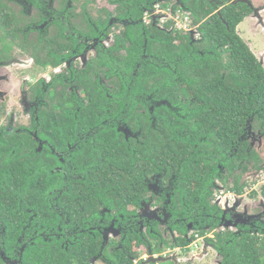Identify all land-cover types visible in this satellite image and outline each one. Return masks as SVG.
I'll return each instance as SVG.
<instances>
[{
	"label": "trees",
	"instance_id": "16d2710c",
	"mask_svg": "<svg viewBox=\"0 0 264 264\" xmlns=\"http://www.w3.org/2000/svg\"><path fill=\"white\" fill-rule=\"evenodd\" d=\"M171 1L174 2L172 7L175 12L179 7L190 10L196 16L191 14L194 21H201L199 31L203 40L195 43L192 38L183 37L176 30L169 32L153 25L143 28L141 23L137 24L139 33L134 39V49L140 57L137 59L138 75H131L136 59L134 52V59L128 60L129 66L124 68L126 77L122 80L123 87L127 86V83L129 86H137L135 93L129 94L126 99H119V92H124L125 88L117 86V89L114 88L110 92L111 98L115 97L108 109L105 108V115L113 123V127L101 130L100 134L105 142H112V145L105 144L109 147L108 156H113L112 162L117 164L112 167L111 174L105 171L98 173L97 169H93L90 174H70L71 183L77 187H72L71 184L68 189V180L64 179L61 185L58 183L61 178L48 176L50 165L45 167L42 164L43 169L38 171L39 174L29 180L28 176H25L28 160L24 158L20 164L16 162L17 159L14 160L15 150L22 153L28 151L25 148L18 150V143L14 137H10L6 147L8 156L13 154V157L8 158L6 166L8 169L15 168L16 174L10 182L12 195H5L0 204L3 208L8 206L5 215L16 210L28 218V210L36 209L40 218H43V224L55 217L68 220L69 223L65 224L70 227L80 225L83 229H90V226H102L103 222L117 218L118 224L126 226L127 219L132 226L137 222V211L131 208L140 207L139 200L148 193L147 175L151 177L164 174L162 180L174 193L172 202L179 208L176 212L170 209L174 218L178 217L179 211L182 210L175 200H187L183 214L187 218L185 223L174 221V218L167 216L165 219H169L170 228L174 232L165 235L163 228L158 229V226H155L156 233L149 234L148 231L147 236L140 231L126 229L118 248L112 246V250L108 249L117 243L116 239L105 244L106 248L102 251L106 260H103V263L143 262L141 252H129L130 246L140 247L151 255L161 254L166 248L188 251L196 239V234H199L222 256L221 264H264V221L255 220L254 226L248 224L246 232L241 234L228 229L215 232L213 237L209 236L217 227L223 213L213 194L216 184L234 194L242 195L246 192L251 199L260 197L261 206L264 203V183L257 189L258 180L252 179L250 175L259 170L258 165L262 163L260 151L253 146L251 133L259 132L264 137V66L236 31L244 19L247 7L244 5L242 9L241 6L229 4L221 13H216L213 0H133L138 8L149 7L154 3L168 7ZM18 5L11 0H0V28L6 31L7 35L9 30L15 29L23 22V11ZM119 11L120 9L117 10ZM86 21L85 25L90 29L87 32L88 37L99 39L101 34L95 25L100 27V22L105 23L107 18L92 13ZM12 33L16 41L18 38L17 42L21 47L28 52L33 49L31 54L37 61L47 63L42 36L30 37L27 34L31 39L28 40L27 37H18V31ZM9 45L11 47V44ZM101 49L100 45V56L109 64L107 57L109 58L111 53ZM144 54L147 57H143ZM149 55L153 57L147 60ZM93 64L100 67L97 63ZM97 71H101V67L89 76L80 75L86 80H77L75 77L81 85L80 90H85L87 97L91 99L90 106L104 102L95 91L99 89L96 85ZM145 89V96L136 101L133 94L143 95L141 92ZM109 98L107 95L106 103ZM146 104H151L152 107L149 108ZM60 107V124H73L76 128L79 122L76 119L78 114L68 113L64 108V99ZM85 109L80 111V117ZM119 123L141 132L142 142L138 143L137 147L144 155L139 156L136 170L133 168L134 158L129 157L132 154L130 142L126 139L125 132L117 130ZM245 128L246 139H242ZM148 164L153 168L154 174L144 170ZM102 168L109 171L108 166ZM223 169L227 170L228 175ZM245 173L246 181L242 177ZM93 186L95 188H92ZM155 198L159 200L154 206H160L164 197L156 195ZM194 205H198L199 210L196 212H192ZM104 207L114 211V215L101 213ZM249 209L251 214H254L252 210L255 212L260 207ZM191 223L195 229L187 237ZM56 230L60 231L59 228ZM96 231L94 234L88 231L75 235L74 252L68 258L78 260L79 264H92L91 260L99 254L102 244L101 235ZM28 238L29 234L26 241ZM48 246L49 244L46 245ZM56 246L59 248V244ZM44 247L45 242L39 239L35 245L27 248L25 253L29 257L33 256L34 261L36 260L34 264H47L46 260L50 259H46V253L41 254L38 251ZM65 251L61 250L62 253ZM68 258L60 254L57 260L50 261L55 264H67Z\"/></svg>",
	"mask_w": 264,
	"mask_h": 264
},
{
	"label": "flooded vegetation",
	"instance_id": "af4514ba",
	"mask_svg": "<svg viewBox=\"0 0 264 264\" xmlns=\"http://www.w3.org/2000/svg\"><path fill=\"white\" fill-rule=\"evenodd\" d=\"M14 2L18 3L19 8L23 11L20 10L24 15L22 17L23 22L15 29L9 30L8 35L6 31L4 32L0 28V200L5 195H12L10 182L13 181L16 174L15 168L8 169L6 166L9 161L8 158L13 157V154L8 156L6 147L10 137H14L13 139L18 143V150L25 148L28 151L22 153L15 150L14 160L17 159L18 164L24 158L28 160L25 176H28L29 180L34 178L35 174H39L38 171L43 169L42 164L45 167L50 165L48 176L56 179L61 178V181L57 180L61 185L64 179L68 180L69 183L66 185L68 189V186L72 184L70 174H90L93 169H97L98 173L105 171L111 174L112 167L117 166V164L114 165L112 162L114 160L113 156V158L108 156L109 147L105 144L112 145V142L108 140L105 142L100 134H102L101 130L108 129L110 126L113 127V123L105 115V108L108 109L115 97L111 98L110 92L114 88L117 89V86L123 87L122 80L126 77L124 68L129 66L128 60L134 59L132 57L134 52L136 59H134L135 65L131 69V75H138L139 63L137 59L140 57L138 51L134 49L136 46L134 39L139 33L137 24L141 23L143 28L153 25L160 30L169 32L176 30L183 37L189 36L192 38V42L195 43H200L203 40L199 31L201 21L195 22L191 16L193 12L190 10L179 7L175 12V8L172 7L174 6L173 1L170 2L168 7L161 6V3H154L149 7L142 6L140 8L133 0H15ZM213 4L216 13H221L229 4L241 6L242 9H244V5L247 7L246 13L244 12V19L238 25L236 31L241 36L242 41L255 54L253 48L259 40L260 30L261 34H264V19H261L259 25H255L257 18H264L260 14L255 0H213ZM119 9L120 11L117 12ZM140 12H142L141 15ZM92 13L107 18L105 23L100 22V27L95 25L96 30L101 34L99 39H91L87 34L90 29L88 25H85L86 18L91 16ZM184 15L187 17L183 20ZM198 19L201 20V18ZM252 19H254V22L248 23L247 26L248 31L253 33L251 37L253 42L250 41L251 43H249L241 35L240 25L244 21ZM179 20H183L181 26H179ZM256 28H259V30ZM255 30L256 35L254 34ZM13 31H18V37H27L28 40H31L29 36H42L45 41L47 63L43 64L37 61L31 54L33 49L28 52L21 47L17 42L18 38L16 41V38L13 37ZM24 42L26 43L27 40L25 39ZM9 44H11V47ZM100 45L101 50H108L111 53L110 57H107L109 64L100 56ZM39 47L43 48L41 45ZM255 55L257 56V54ZM143 57H147V55L144 54ZM152 57L149 55L147 60ZM27 60L32 61L35 71L37 70L40 75L35 76V73H24L16 83L10 75V70L7 69ZM93 63H97L101 67V71H97L95 74L98 77L96 85L99 87L95 91L99 93V98H102L104 102L100 101V103L90 106L91 99L87 97L85 90H80L81 85L75 80V77H77V80L80 78L86 80L85 77L80 75L87 74L89 76L90 73H95L96 69L100 68ZM136 87L129 86L127 83V86L123 87L125 88L124 92H119L120 95L117 94L119 99L128 98L129 94L135 93ZM23 88H26V94H23ZM146 93L145 89L141 92L143 95H133L135 100L138 101ZM107 95L110 97L108 103L105 101ZM63 99L64 108L68 110V113L78 114L76 119L79 122L76 128L73 124H70V126L60 124L58 115L62 111L60 103ZM146 105L149 108L152 107L151 104ZM83 108L86 109L80 117V111ZM117 130L125 132V137L130 142L132 154L129 157L134 158L133 168L136 170L139 165V156L144 155L139 152L137 147V144L142 142L141 132L123 126L121 123L118 124ZM242 139H246V128ZM117 150L119 149L117 148ZM152 155L149 156L152 157ZM119 156L122 157L120 152ZM103 166H108L109 171L102 168ZM258 166L259 170L257 171L264 170V164L260 163ZM144 170L154 174L150 165H146ZM223 172L228 175L227 170L223 169ZM163 176L164 174L152 175L151 177L147 175L148 193L139 200L140 207L131 208L137 211V217L135 215L137 222L132 226H130V221H127V219L125 221L127 222L126 226H122L118 224L117 218H113L110 222H103L102 226H90V230L89 228L83 229L80 225L70 227L66 225L69 223L68 220L56 219L55 217L46 220L44 225L41 223L43 218H40L41 216L37 214L36 209L30 208L28 210V218L25 214V216L20 215V212L16 210H12L5 215L4 212L8 206L3 208L0 204V264H34L36 260L34 261L33 256H27L25 250L35 245L39 239L45 242V247L38 250L39 253H46V259L57 260L60 254L68 258L74 252L76 242L73 239L75 235H81L88 231L94 234L97 230L101 235L102 244L99 254L92 258L91 263L98 264L100 261L106 260L102 251L106 248L105 244H109L111 240L116 239L117 243L111 245L108 249L112 250V246L118 248L126 229L140 231L147 236L148 231H150L149 234L156 233L155 226H158V229L164 228L166 233H173L174 230L170 228L169 219L165 218L167 216L168 218H174L173 212H176L179 208L173 204L174 193L170 191L169 185L164 183ZM242 177L246 181V173ZM72 187L77 186L72 184ZM92 188H95V186ZM218 191L221 193L231 192L220 184H216L213 187V194L216 196ZM231 193L237 201L234 200L235 203L228 205L226 210L216 201L217 204L221 205L223 213L217 227L210 232L213 233V236L222 225L241 234L246 232L248 224L253 227L255 220L264 221V211L261 207L262 210L258 209L253 212L254 214H251L250 209H246V196L248 197L246 192L242 195ZM156 195L164 197V199L161 198V205L157 207L154 206V203L159 200L155 198ZM176 202L182 210L179 211L178 217L174 218V221L185 223L187 218L183 214L185 213L187 200L185 198L176 199ZM192 207L194 208L192 212H196L198 205ZM170 209L174 211L172 212ZM105 212L114 215V211L106 207L103 208L101 213L104 214ZM31 213L32 215H30ZM101 218L100 220H102ZM195 222L197 223V221ZM192 224H190L189 233L186 234L187 237L195 229ZM56 228H59L60 231L57 232ZM109 232L113 233V236L109 235L107 237V234H110ZM28 234L29 238L26 241ZM197 237L205 238L199 236V234H196ZM47 244H49L48 247H46ZM57 244H59L61 250H66L65 253L59 250ZM51 249L52 251H50ZM176 250L182 251L180 248ZM50 260H46L48 261L47 264H55ZM66 261L67 264L73 263V261L79 264L78 260H72V258H68ZM36 264L41 263L37 262Z\"/></svg>",
	"mask_w": 264,
	"mask_h": 264
},
{
	"label": "rangeland",
	"instance_id": "374dc122",
	"mask_svg": "<svg viewBox=\"0 0 264 264\" xmlns=\"http://www.w3.org/2000/svg\"><path fill=\"white\" fill-rule=\"evenodd\" d=\"M11 1L14 2L15 0H11ZM255 3L257 4V7L259 9L260 14H262L264 17V0H255ZM260 6H262V7H260ZM185 17H187V16L184 15L183 20L185 19ZM261 19L263 20L264 18H262V17L260 19L257 18L255 20V25H259ZM180 20H179V23H180L179 26H181L182 21H183V20L182 21H180ZM252 22H254V19H252L250 21L247 20L246 22L244 21L240 25V33L249 43L253 42V41H251V37L253 36V33L248 31L247 26H248V23H252ZM256 29L259 30V28H256ZM259 33H260V34H258L259 40L256 42L253 49H254L255 54H257V56L261 60L262 66H264V34H261V30ZM254 34L256 35V30L254 31ZM7 70H10L9 71L11 73L10 75L16 83L19 81V78L24 73H27V74H29V73L34 74L35 73L36 74L35 76L40 75L37 70L35 71V66L32 63V61H29V60L21 61L19 64H15L11 67H8ZM3 76H5V75H3ZM23 94H26V88L25 89L23 88ZM251 137L253 139V144H254V145L253 144L252 145L257 147V149L261 153L262 161H263L262 165H263L264 164V139H263L264 137H262V134L259 132L257 134L251 133ZM250 175H251L252 179L256 178V180H258L259 186H257L256 188L259 189V187L264 183V170L252 172V173H250ZM216 200L222 205V208L225 210L228 208V205H233L235 203V201H237V200H235V197L231 192L221 193L220 191L216 192ZM245 205H246V209L259 206L264 211V203H263V206H261V198L260 197L251 199L250 197L246 196ZM253 212H254V210H253ZM232 228H234V226H232ZM227 229L228 228L225 225H222L219 228V230H227ZM109 233L110 234H107V237L109 235L113 236V233H111V232H109ZM163 234L164 235L167 234L164 231V228H163ZM209 236L213 237V233H210ZM196 239L197 240L194 242V244L189 246L188 251H180V250L175 251L173 249L166 248L161 254H154L153 257L156 259L161 258V257L166 258V260L158 261L155 263L156 264H158V263L159 264H175L176 262H179L181 264H221L222 263V256L217 252V250H215L213 248V246H211L206 241V238L197 237ZM133 247L132 246L128 247V251L129 252H134L135 250L139 251V252H141V257L145 258L144 261L141 262L140 264H145L148 260H150L151 255L147 254L142 248H140V247L133 248ZM136 263H138V261ZM98 264H105V263L100 261Z\"/></svg>",
	"mask_w": 264,
	"mask_h": 264
},
{
	"label": "water",
	"instance_id": "95a60500",
	"mask_svg": "<svg viewBox=\"0 0 264 264\" xmlns=\"http://www.w3.org/2000/svg\"><path fill=\"white\" fill-rule=\"evenodd\" d=\"M162 260H166V258L161 257V258L156 259L153 256H151L150 260H148L145 264H147L149 261L150 262H158V261H162Z\"/></svg>",
	"mask_w": 264,
	"mask_h": 264
},
{
	"label": "clouds",
	"instance_id": "9594fccd",
	"mask_svg": "<svg viewBox=\"0 0 264 264\" xmlns=\"http://www.w3.org/2000/svg\"><path fill=\"white\" fill-rule=\"evenodd\" d=\"M195 242V241H194ZM194 242L192 243V245L194 244Z\"/></svg>",
	"mask_w": 264,
	"mask_h": 264
}]
</instances>
